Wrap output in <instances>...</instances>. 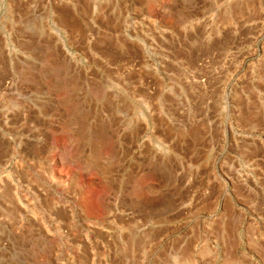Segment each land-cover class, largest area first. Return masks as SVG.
Returning <instances> with one entry per match:
<instances>
[{
	"label": "rangeland",
	"instance_id": "rangeland-1",
	"mask_svg": "<svg viewBox=\"0 0 264 264\" xmlns=\"http://www.w3.org/2000/svg\"><path fill=\"white\" fill-rule=\"evenodd\" d=\"M7 163L0 264H49L31 228L60 177L107 205L113 264H264V0H0Z\"/></svg>",
	"mask_w": 264,
	"mask_h": 264
},
{
	"label": "built area",
	"instance_id": "built-area-1",
	"mask_svg": "<svg viewBox=\"0 0 264 264\" xmlns=\"http://www.w3.org/2000/svg\"><path fill=\"white\" fill-rule=\"evenodd\" d=\"M15 165L22 169L34 170V161L27 157L15 158ZM10 166L7 163L4 169L0 170L1 185L4 179H7L6 168ZM13 187V196L18 202L27 205L29 202L44 201L43 192L36 193L27 181L20 180L17 176H11ZM48 180V179H47ZM55 183L54 199L51 201L53 213L40 211L39 224L32 225V231L35 237L41 241H52L51 250L47 263L49 264H113L109 257L110 248L108 237L112 231L109 223L112 222L111 213H108L107 205H103V213L98 217H87L84 215L79 198L82 194L81 189L72 188V179L60 177ZM21 206V205H20ZM50 208V209H51ZM57 210H63L67 213L69 220L64 221ZM1 221V220H0ZM19 225L15 226L14 233L26 228L22 217L18 220ZM45 224V226H44ZM9 248L8 237L6 240H0V249ZM195 251L189 253L187 257L193 262L198 261L200 248H194ZM154 253H150L148 258L142 261V264H154ZM212 264H218L213 254L207 256V261Z\"/></svg>",
	"mask_w": 264,
	"mask_h": 264
}]
</instances>
